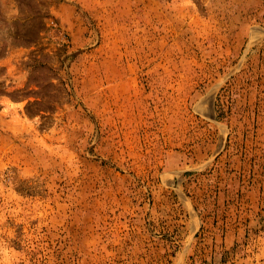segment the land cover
I'll return each mask as SVG.
<instances>
[{
  "label": "rangeland",
  "instance_id": "374dc122",
  "mask_svg": "<svg viewBox=\"0 0 264 264\" xmlns=\"http://www.w3.org/2000/svg\"><path fill=\"white\" fill-rule=\"evenodd\" d=\"M0 264H264V0H0Z\"/></svg>",
  "mask_w": 264,
  "mask_h": 264
}]
</instances>
